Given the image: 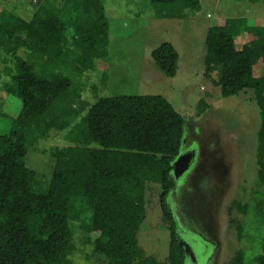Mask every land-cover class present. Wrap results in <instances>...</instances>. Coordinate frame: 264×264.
Returning <instances> with one entry per match:
<instances>
[{
  "label": "trees",
  "instance_id": "obj_1",
  "mask_svg": "<svg viewBox=\"0 0 264 264\" xmlns=\"http://www.w3.org/2000/svg\"><path fill=\"white\" fill-rule=\"evenodd\" d=\"M148 1L157 18H181L184 10L196 12L204 5L200 0ZM0 2L5 3L0 7V87L20 101L13 115L0 105V123H5L0 129V264H70L68 256L77 248L75 228L80 242L89 246L86 264L95 255L105 264H184L169 206L190 167L173 177L171 163L188 147L183 116L161 95L102 96L88 108L81 99L77 74L107 59L103 1L37 0L29 17ZM242 33L246 40L237 48ZM204 46L203 75L217 97L248 91L258 111L256 198L251 205L234 201L228 209L242 215L252 210L264 219V24L218 17L208 25ZM151 57L165 75L175 74L178 54L171 43L162 42ZM202 93L197 117L212 102L210 90ZM60 132L67 144L49 150L54 163L44 186L37 187L27 151L44 152L37 144ZM148 184L158 185L162 219L169 224L166 263L145 256L136 238L146 215ZM231 222L242 241L244 220ZM244 252L240 244L227 264H245ZM254 262L264 264V239Z\"/></svg>",
  "mask_w": 264,
  "mask_h": 264
},
{
  "label": "rangeland",
  "instance_id": "obj_2",
  "mask_svg": "<svg viewBox=\"0 0 264 264\" xmlns=\"http://www.w3.org/2000/svg\"><path fill=\"white\" fill-rule=\"evenodd\" d=\"M6 1L24 17L31 15L37 3V0ZM102 1L108 24L107 59L96 60L93 69L77 74L82 102H87L84 108L102 96L161 95L166 98L184 118L183 137L188 147L182 151L194 150L189 170L178 183L177 194L174 191L169 198L179 240L189 244L195 256V259L186 256L184 264H227L240 244L245 251V264H257L254 257L261 252L264 219L252 210L242 215L228 207L237 200L251 205L256 198L253 190L254 183H258L255 165L258 111L248 91L218 98L216 87L204 78L203 58L209 24L218 17L229 16L245 17L249 24H264V5L260 0L257 3L200 0L204 5L199 11L184 10L181 18H157L148 0ZM4 4L0 2V7ZM245 40L246 35L242 33L235 40L236 47L240 48ZM162 42L171 43L178 54L173 76L165 75L151 57L152 50ZM3 80L7 79L3 77ZM205 90L211 91L212 102L197 117V102ZM0 98L4 113L17 112L20 101L7 95L1 87ZM4 125L1 122L0 129ZM66 144L62 132L51 133L37 144L39 149L46 148L44 152L33 147L28 149L26 163L37 173V187L44 186L45 176L54 163L49 150ZM147 186L146 215L136 238L145 256L166 263L169 224L162 219L158 185ZM231 219L244 220L242 241L237 240ZM79 233L75 228L78 249L68 256L70 264L87 263L85 253L89 246L80 242ZM89 264H105V259L95 255Z\"/></svg>",
  "mask_w": 264,
  "mask_h": 264
},
{
  "label": "water",
  "instance_id": "obj_3",
  "mask_svg": "<svg viewBox=\"0 0 264 264\" xmlns=\"http://www.w3.org/2000/svg\"><path fill=\"white\" fill-rule=\"evenodd\" d=\"M193 158V151L192 149L188 152H180L176 158L171 163V170L172 175L175 179H178L182 174L188 169V167L191 165V160ZM180 244H182L184 247V252L186 256H189L192 259H195V256L192 253V250L190 248V245L185 243V241H180Z\"/></svg>",
  "mask_w": 264,
  "mask_h": 264
},
{
  "label": "flooded vegetation",
  "instance_id": "obj_4",
  "mask_svg": "<svg viewBox=\"0 0 264 264\" xmlns=\"http://www.w3.org/2000/svg\"><path fill=\"white\" fill-rule=\"evenodd\" d=\"M187 151H190V150L188 149ZM192 151H193V155H194V150H192Z\"/></svg>",
  "mask_w": 264,
  "mask_h": 264
}]
</instances>
